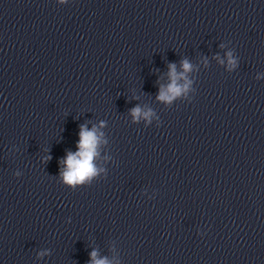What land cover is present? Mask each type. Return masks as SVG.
Returning <instances> with one entry per match:
<instances>
[{
  "label": "clouds",
  "instance_id": "clouds-1",
  "mask_svg": "<svg viewBox=\"0 0 264 264\" xmlns=\"http://www.w3.org/2000/svg\"><path fill=\"white\" fill-rule=\"evenodd\" d=\"M64 3L65 0H60ZM229 63H234L229 53ZM182 67L185 72L191 69V65L187 60L182 62ZM169 76L171 83L167 88H161L158 99L166 102H171L174 98L179 96L182 92L187 90V84L181 86L177 83L179 77L176 73L175 64L169 65ZM133 117L138 119L141 115L145 118L150 117V112L142 113L139 107L132 109ZM80 139L77 144L78 151L75 153L69 152L64 160V171L61 173L64 181L69 185L81 184L87 182L96 174L94 165V158L97 155V146L99 144V137L96 134V129L88 130L85 126H81ZM92 260L90 264H109L107 259H97L96 252L91 253Z\"/></svg>",
  "mask_w": 264,
  "mask_h": 264
}]
</instances>
